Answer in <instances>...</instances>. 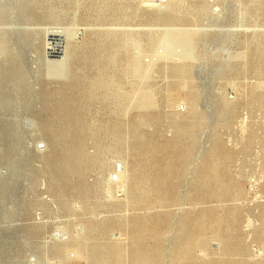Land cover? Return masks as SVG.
Wrapping results in <instances>:
<instances>
[{"label":"rangeland","instance_id":"1","mask_svg":"<svg viewBox=\"0 0 264 264\" xmlns=\"http://www.w3.org/2000/svg\"><path fill=\"white\" fill-rule=\"evenodd\" d=\"M0 264H264V0H0Z\"/></svg>","mask_w":264,"mask_h":264},{"label":"bare ground","instance_id":"2","mask_svg":"<svg viewBox=\"0 0 264 264\" xmlns=\"http://www.w3.org/2000/svg\"><path fill=\"white\" fill-rule=\"evenodd\" d=\"M158 5H162V2H166V0H155ZM171 2V1H170ZM53 169V168H52ZM55 173V172H54ZM121 219V218H120ZM118 221V220H117ZM109 222V221H107ZM114 227V226H113ZM127 239V238H126ZM127 241V240H126Z\"/></svg>","mask_w":264,"mask_h":264}]
</instances>
